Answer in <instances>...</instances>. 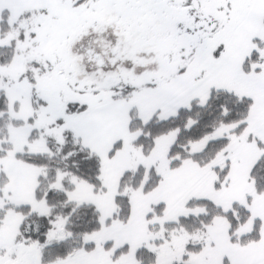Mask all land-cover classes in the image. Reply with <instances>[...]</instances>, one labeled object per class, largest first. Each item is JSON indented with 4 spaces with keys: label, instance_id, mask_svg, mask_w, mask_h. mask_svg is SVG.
Returning a JSON list of instances; mask_svg holds the SVG:
<instances>
[{
    "label": "snow or ice",
    "instance_id": "snow-or-ice-1",
    "mask_svg": "<svg viewBox=\"0 0 264 264\" xmlns=\"http://www.w3.org/2000/svg\"><path fill=\"white\" fill-rule=\"evenodd\" d=\"M0 264H264V0H0Z\"/></svg>",
    "mask_w": 264,
    "mask_h": 264
}]
</instances>
